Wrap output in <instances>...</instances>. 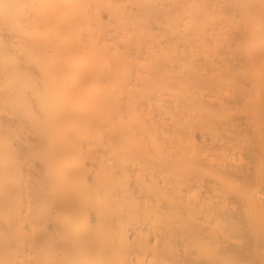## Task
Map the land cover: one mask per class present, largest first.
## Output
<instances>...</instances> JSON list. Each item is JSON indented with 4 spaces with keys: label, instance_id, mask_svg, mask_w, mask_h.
<instances>
[{
    "label": "bare ground",
    "instance_id": "6f19581e",
    "mask_svg": "<svg viewBox=\"0 0 264 264\" xmlns=\"http://www.w3.org/2000/svg\"><path fill=\"white\" fill-rule=\"evenodd\" d=\"M0 264H264V0H0Z\"/></svg>",
    "mask_w": 264,
    "mask_h": 264
}]
</instances>
